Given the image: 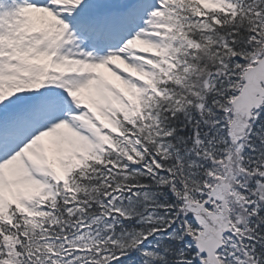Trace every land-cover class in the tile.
<instances>
[{
  "label": "snow or ice",
  "instance_id": "obj_1",
  "mask_svg": "<svg viewBox=\"0 0 264 264\" xmlns=\"http://www.w3.org/2000/svg\"><path fill=\"white\" fill-rule=\"evenodd\" d=\"M192 110L264 124V0H0V264H127L157 181L147 264H264V159L173 164L162 120Z\"/></svg>",
  "mask_w": 264,
  "mask_h": 264
},
{
  "label": "trees",
  "instance_id": "obj_2",
  "mask_svg": "<svg viewBox=\"0 0 264 264\" xmlns=\"http://www.w3.org/2000/svg\"><path fill=\"white\" fill-rule=\"evenodd\" d=\"M162 126L164 129H176L174 136L165 138L163 142L172 153V163L175 164L176 160L179 159L188 172H191L193 167L205 164L203 162L204 156H197V152L207 151L218 159L217 152L220 149L222 155H227L233 158L234 161L238 160V163L241 154L245 163L251 162L252 159H264V124L260 121L250 127L251 140H249L248 132L239 135H243V147L238 146L237 141H235L234 135L237 138L239 137L237 133L227 129L214 116L198 114L195 110L177 113L174 118L169 116L167 119L162 120ZM194 129L199 132V138L202 141L199 146L194 143ZM251 146H255V153L251 151ZM237 148L241 150L238 152ZM227 156L224 158H228ZM146 190L152 194L153 199L150 200L149 196L139 198L131 205L136 215L130 221H121L122 234L119 238L122 241L129 242V248L135 238L139 236L141 230H148L152 226L161 225L158 224V218L166 217L165 209L161 205L169 204L173 200L168 186L160 185L158 181L151 183ZM162 193L168 195L166 200L159 198L155 200L156 196ZM149 216L152 217L151 223L148 222ZM121 246L123 247V244Z\"/></svg>",
  "mask_w": 264,
  "mask_h": 264
}]
</instances>
